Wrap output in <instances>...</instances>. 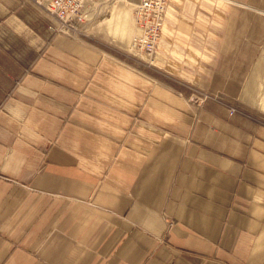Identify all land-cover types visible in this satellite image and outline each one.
Wrapping results in <instances>:
<instances>
[{"label":"crops","instance_id":"0c3cea01","mask_svg":"<svg viewBox=\"0 0 264 264\" xmlns=\"http://www.w3.org/2000/svg\"><path fill=\"white\" fill-rule=\"evenodd\" d=\"M138 1L0 0V264H264V0H169L151 57Z\"/></svg>","mask_w":264,"mask_h":264},{"label":"built area","instance_id":"2783aa9c","mask_svg":"<svg viewBox=\"0 0 264 264\" xmlns=\"http://www.w3.org/2000/svg\"><path fill=\"white\" fill-rule=\"evenodd\" d=\"M50 21L56 31L74 35L80 33L79 24L87 21L84 8L90 0H30ZM169 0H139L135 5L137 34L132 48L151 57L162 38Z\"/></svg>","mask_w":264,"mask_h":264},{"label":"rangeland","instance_id":"374dc122","mask_svg":"<svg viewBox=\"0 0 264 264\" xmlns=\"http://www.w3.org/2000/svg\"><path fill=\"white\" fill-rule=\"evenodd\" d=\"M84 23L79 24L78 28L82 30ZM251 24H253V27L251 29L252 33L250 35L254 41L259 42V45L264 46V23L262 24L258 21L254 23L250 20V25ZM77 34L80 35V33ZM250 53H252V50H250ZM256 53H258L259 56H262L259 60L260 65H258L257 69L259 70L258 80L254 82V90L249 96V101L248 104H246L245 112L249 113L250 116L257 120L261 127L264 128V47L260 50L257 49Z\"/></svg>","mask_w":264,"mask_h":264}]
</instances>
